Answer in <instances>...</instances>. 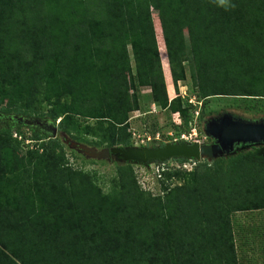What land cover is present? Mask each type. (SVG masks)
I'll return each mask as SVG.
<instances>
[{
  "label": "trees",
  "instance_id": "1",
  "mask_svg": "<svg viewBox=\"0 0 264 264\" xmlns=\"http://www.w3.org/2000/svg\"><path fill=\"white\" fill-rule=\"evenodd\" d=\"M261 58L264 0H0V102L60 119L58 131L81 127L77 117L95 120L85 127L100 135L96 146L132 145L140 87L169 108L180 135L193 105L168 93L187 69L203 100L199 121L215 112L211 96L263 101ZM7 136L0 133V264H238L231 216L264 209V145L205 160L209 172L166 169L164 179L191 181L162 186V197L142 190L128 163L105 193L55 152L58 137L21 157Z\"/></svg>",
  "mask_w": 264,
  "mask_h": 264
},
{
  "label": "rangeland",
  "instance_id": "2",
  "mask_svg": "<svg viewBox=\"0 0 264 264\" xmlns=\"http://www.w3.org/2000/svg\"><path fill=\"white\" fill-rule=\"evenodd\" d=\"M183 23L185 25L184 19ZM264 59V58H261ZM248 62L250 60H247ZM264 61V60H263ZM134 61H132V65H134ZM251 64V61H250ZM165 66V64L163 65ZM257 71V68L254 66L253 68ZM169 71V70H168ZM164 73V71H163ZM233 74H235L233 72ZM168 81L170 80L169 75L166 76ZM251 78V77H250ZM167 82V81H166ZM241 82L242 85L246 87H250V81L247 78H239L238 77V84ZM252 82V79H251ZM178 89L177 91H173L171 89L170 94L168 93L169 97H173L174 93H187L188 95L193 93L194 89H196L191 80H190V72L187 69V79L185 81H179L177 83ZM254 87V86H253ZM139 96H140V103H141V114L139 112H132L130 115L133 116L131 122L132 127L128 130L131 132V143L135 145V140H137V135L142 134L147 128H149L150 133L154 130L159 131L161 134V138H165V135L168 132H172L174 135L176 134L174 129L172 128L173 125L171 124V119L169 115V111L167 108L163 109L159 105H157L154 100L152 99V93L150 87H140L139 88ZM241 97V96H240ZM239 95H218V96H211L210 98L206 99V104L209 105L210 109H214L216 113L218 112H229L233 115L240 116L242 118L250 119V120H264V100L261 102H255L251 104L253 100L251 99H244L240 98ZM245 103V104H243ZM251 104L248 106L247 104ZM7 107L6 102H0V133H4L10 142L14 144H18L20 147L19 155L21 157L25 156L26 151L34 150L38 151L39 153L42 152V144L48 141L49 136H51L48 131L43 130L41 128H35L41 134V137H45L42 139H36L37 141L31 142L34 144L32 147L29 144H26L23 140H19L14 137V132L21 133L24 137H29L31 139L33 133L31 131L30 126L22 125L14 120V116H24V117H37L40 119H50L47 115H43L42 117L38 115H26L24 113L16 112L15 109L6 110ZM41 111L46 113L47 105L43 103L41 105ZM40 111V112H41ZM145 113V114H142ZM214 113H207L205 114V118L198 122V125L195 126L198 131V137L203 139V135H205L204 126L208 120H210L211 116ZM6 115V116H5ZM143 115V116H142ZM11 118V119H10ZM78 121L81 124V127L78 125H74L68 127L66 131L60 130L57 132L58 137V145L55 147V152L62 156L65 159L66 165L74 168L79 169L84 172L89 173L90 177L93 179L94 183L98 185L103 192L108 193L112 191L113 187L116 185L118 181V169L124 163H128L131 165L134 176L137 180L138 185L140 188L147 192H150L153 195H160L162 197L165 196V192L162 186H168L172 188L177 184H181L185 181L188 183L191 181V177H187V179H183L181 177H176L173 175L171 178L164 179L163 172L161 173L162 176L158 175V167L161 164L166 163L170 167L171 171L177 167L178 162L177 159L172 158L165 160L163 162H150L148 164L139 163L136 161H124L119 157L111 155L110 157H92L84 153L82 149H80V145H84L86 147H95L98 150L105 148L104 145L96 146L93 141H98L101 139L99 134H95L91 131L86 129L87 124L95 125V120L92 119H83L82 117H77ZM145 123H144V120ZM60 119L56 120L57 125L59 124ZM146 124V125H145ZM17 127L21 128V130H17ZM194 126H189L187 128H183L181 132L187 131L188 133ZM10 130V134L7 131ZM132 131L137 132V135L134 137ZM33 138V137H32ZM16 139V140H15ZM25 139V138H23ZM153 144L157 143L158 141L152 140ZM162 140L159 141L161 143ZM30 143V144H31ZM23 145V147H22ZM264 145L262 143H240L236 144V146L229 152L224 154H218L212 159L207 158H200L194 160L196 164L192 165L191 170L195 167L198 168V172L204 171L206 168L209 167L208 164L203 163V161L207 160L208 162H213L214 160L220 157H227L230 154H234L238 151H249L254 146ZM123 147V146H119ZM27 148V149H26ZM168 163V164H167ZM192 163V162H190ZM201 164V165H200ZM181 171H191L188 168H177ZM213 170V169H212ZM205 171H208L205 170ZM209 172V171H208ZM184 174V172H183ZM186 178V177H185ZM163 180V183L161 182ZM169 189H167L168 191ZM232 225H233V233H234V243L235 248L237 251V261L238 264H264V209L261 210H247V211H238L234 212L231 216ZM219 263V262H218Z\"/></svg>",
  "mask_w": 264,
  "mask_h": 264
},
{
  "label": "water",
  "instance_id": "3",
  "mask_svg": "<svg viewBox=\"0 0 264 264\" xmlns=\"http://www.w3.org/2000/svg\"><path fill=\"white\" fill-rule=\"evenodd\" d=\"M18 123L30 127H38L56 137L58 132L57 123L53 120L40 119L37 117L14 116ZM204 131L212 137L214 143H190L187 141L166 142L157 146H113L101 150L95 147L80 145V149L92 157H110L114 155L124 161H136L148 164L150 162H163L172 158H207L212 159L218 154L229 153L234 145L240 143L264 144V120H250L240 116L224 112L211 118L205 123Z\"/></svg>",
  "mask_w": 264,
  "mask_h": 264
},
{
  "label": "built area",
  "instance_id": "4",
  "mask_svg": "<svg viewBox=\"0 0 264 264\" xmlns=\"http://www.w3.org/2000/svg\"><path fill=\"white\" fill-rule=\"evenodd\" d=\"M180 94H181V96L183 98H188V103L193 105L192 110H191L192 119L189 121V126H191V125L194 126V128L191 130V132L188 133L187 131H184L180 135H174L172 132H168L167 135L172 137V138L164 140V139L161 138V134H160L159 131H157L155 134H152V133H150L149 129L146 126V130L147 131H144L142 134H138L137 135V132L132 131V134H133L134 137L136 135L138 136L137 140H135V143H134L136 146L150 145L153 142L152 140H156L158 142L160 140H162V141L164 140L166 142H168V141L169 142L187 141V142H190V143H194V142L206 143V140H207L208 136L205 134V135H203V139H200L198 137L199 136L198 135V131H197L196 127H195V126L198 125V122H199L200 111H201V108H202V105H203V100L202 99H198L197 96L195 94H193V93L188 95L187 93H185V92L183 93L182 92ZM134 112H136V113L139 112V115L141 114L140 113L141 110H139V109L134 110L133 113ZM142 114H144V113H142ZM181 117L182 116H181L180 112H175V113L172 114V118H173L174 121L181 122L182 121ZM132 118H133V116H131L130 119H129L130 123H131V127H132V122H131ZM13 135H14V137H16L17 139H19L21 141L25 140L24 142L26 144L31 145L32 147L34 146V144L31 143V142H34V141L36 142L37 141L36 139H34L32 137H31V139L29 137H24L19 132L18 133L14 132ZM23 138H25V139H23ZM22 147H23V145H22ZM194 160H196V158L186 159L185 161H178L176 163V164H178L176 168H188V169L191 170L192 165L194 166V164H196L194 162ZM190 162H192V163H190ZM165 164L166 163H163V164H161L160 167H158L157 171H158V175L159 176H162L161 173L163 171H165L166 169L173 168V167H170V166L165 165Z\"/></svg>",
  "mask_w": 264,
  "mask_h": 264
},
{
  "label": "flooded vegetation",
  "instance_id": "5",
  "mask_svg": "<svg viewBox=\"0 0 264 264\" xmlns=\"http://www.w3.org/2000/svg\"><path fill=\"white\" fill-rule=\"evenodd\" d=\"M225 111H223V112H216V113H214L210 118H213V117H216V116H218V115H221V114H223ZM6 116V115H5ZM11 119V118H10ZM14 120H16V119H14ZM47 120H49V119H47ZM17 121V120H16ZM32 128H38V127H32ZM169 142V141H168ZM215 142V140L212 138V137H210V136H208L207 137V140H206V143H214ZM157 145H161V143H155V144H153V143H151L149 146H157ZM236 145H234V147H235Z\"/></svg>",
  "mask_w": 264,
  "mask_h": 264
},
{
  "label": "crops",
  "instance_id": "6",
  "mask_svg": "<svg viewBox=\"0 0 264 264\" xmlns=\"http://www.w3.org/2000/svg\"><path fill=\"white\" fill-rule=\"evenodd\" d=\"M169 78H170V81H171L170 67H169ZM172 89H173V86H172Z\"/></svg>",
  "mask_w": 264,
  "mask_h": 264
},
{
  "label": "clouds",
  "instance_id": "7",
  "mask_svg": "<svg viewBox=\"0 0 264 264\" xmlns=\"http://www.w3.org/2000/svg\"><path fill=\"white\" fill-rule=\"evenodd\" d=\"M157 143H159V142H157ZM136 146V145H135Z\"/></svg>",
  "mask_w": 264,
  "mask_h": 264
}]
</instances>
